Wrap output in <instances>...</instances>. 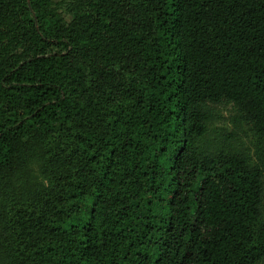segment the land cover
Segmentation results:
<instances>
[{"label":"trees","instance_id":"obj_1","mask_svg":"<svg viewBox=\"0 0 264 264\" xmlns=\"http://www.w3.org/2000/svg\"><path fill=\"white\" fill-rule=\"evenodd\" d=\"M221 100L264 137V0H0V264H264Z\"/></svg>","mask_w":264,"mask_h":264},{"label":"rangeland","instance_id":"obj_2","mask_svg":"<svg viewBox=\"0 0 264 264\" xmlns=\"http://www.w3.org/2000/svg\"><path fill=\"white\" fill-rule=\"evenodd\" d=\"M61 12L67 20L70 19L64 8L61 9ZM207 107L212 110V114L215 116V119L208 124L210 133L215 130L231 132L234 135L232 138L235 145L246 147L253 159H255V153L258 150L264 149V137L254 135L251 122L244 118L232 102L221 100L217 103L207 104ZM262 214L264 216V186Z\"/></svg>","mask_w":264,"mask_h":264}]
</instances>
